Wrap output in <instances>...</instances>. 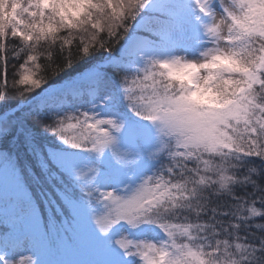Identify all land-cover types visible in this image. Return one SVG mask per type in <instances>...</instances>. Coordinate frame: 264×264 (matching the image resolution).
<instances>
[{"label":"snow or ice","instance_id":"obj_1","mask_svg":"<svg viewBox=\"0 0 264 264\" xmlns=\"http://www.w3.org/2000/svg\"><path fill=\"white\" fill-rule=\"evenodd\" d=\"M8 2L11 15L0 10V82L7 85L9 77L18 70L20 84L35 86L33 65L39 60L48 59L64 70L84 62L83 71L42 99L40 107L47 108L57 100L71 104L101 95L113 83V74L118 79L128 71L139 73L140 61L152 57L153 63L165 68L167 82L160 85L156 80L159 73L145 67L142 79L138 75L131 83L126 79L120 81L124 98L136 102L131 106L139 117L145 118L147 113V118L159 121L161 132L175 136L179 151L169 153L176 162L165 173L170 179L146 177L140 188L128 196L101 192L99 188L93 191L96 169L87 172L77 169L76 176L84 182L86 201L65 192L48 217L37 214L30 201L23 214L0 211V264H128L123 260L125 255H138L142 264H201L203 253L190 245L177 247L173 243L175 252L166 253L167 245L158 247L147 240L134 243L121 238L114 242L123 250L118 251L110 245L108 237L117 225L121 229L139 227L142 213L153 207L163 208L165 203L172 204L180 198L181 193L187 192V182H181L185 175L190 183L203 181L204 177L197 176L199 169L187 168L191 153L186 149L203 146L211 154L225 143L246 139L248 146L244 154L260 158L264 148L260 143L264 138V0H231L230 4L225 0L215 3L196 0L201 13L198 20L213 45L199 51L202 59L198 62L165 51L175 24L165 16L168 0H141L146 10H154V15L137 17L138 31L121 45L119 54L117 48L108 47L99 52L108 55L99 59L92 54L93 46L87 39L77 40L71 34L83 32L85 22L92 23L93 11L100 10L106 0ZM216 9L221 10L220 16ZM43 52H50L51 56L41 55ZM161 87L163 93L159 91ZM3 95L0 91V97ZM77 112L69 109L63 114L54 113V123L47 130L73 149L92 152L98 157L110 149L111 164L104 176L113 183L119 173L112 157L127 163L132 154L122 149L144 150L151 146L149 130L138 121L121 136L125 125L116 115L102 116L94 111L77 115ZM73 120L75 123L69 122ZM70 129L76 134L69 135ZM7 130L0 127V133ZM32 150L41 173L52 179L55 173L51 155L35 144ZM165 151L168 146L161 142L148 155L157 159ZM59 160L65 168L73 167L71 157L60 154ZM201 163L208 169L213 161L201 160ZM176 175L181 180L173 183L171 178ZM96 192L100 193L98 199L104 201L100 211L94 206ZM188 211L192 213L191 208ZM160 227L174 241L177 233L191 237L193 228L202 226L173 223ZM133 246L138 249L136 254L129 251ZM259 251L262 250L253 248L251 254Z\"/></svg>","mask_w":264,"mask_h":264},{"label":"clouds","instance_id":"obj_2","mask_svg":"<svg viewBox=\"0 0 264 264\" xmlns=\"http://www.w3.org/2000/svg\"><path fill=\"white\" fill-rule=\"evenodd\" d=\"M226 4H230L231 0H225ZM194 8L196 0H193ZM8 0H0V10L5 15H11L9 12ZM218 16L221 10L216 9ZM146 9L141 4V0H106L100 10H94L92 23L85 22L83 32L76 31L72 33L74 39L79 40L81 37L88 40L93 46L92 54L101 52L111 47L114 50L124 41L134 28L137 17H140ZM198 15H201L198 9ZM218 22H220L218 20ZM97 26H93V25ZM205 44L201 46L198 53L188 55L187 53H172L176 57H181L193 62L202 59L199 51L203 47H212L209 43L210 37L203 33ZM41 55L50 57V52H43ZM163 59V57L159 58ZM35 76L33 79L37 81L35 86L22 85L19 83L18 70L13 76L9 77L7 85L0 82V91L4 93L0 100L7 98H16L24 101L33 92L41 89L49 80L59 75L64 69L58 64L49 63L48 59L39 60L34 65ZM147 67L149 71L159 73L156 77L160 85L167 82L165 68L153 63L152 57H145L140 61V72L128 71L118 76L119 89L121 90L122 100L130 112L142 126L149 130L151 135V146L144 150L127 148L122 149L131 155L130 161L125 163L112 157L113 163L118 170V177L113 183L104 176V169L99 162L85 163L79 169L87 172L90 168L96 169V179L92 186L93 191L99 188L101 192H116L123 196H128L136 192L145 182L146 177L163 176L167 181L170 179L165 175L171 166H175L170 152H177V141L175 136H169L167 133L161 132L159 121H153L147 118H141L136 114L135 108L131 105L135 101H129L124 98L120 81L127 80L131 83L139 75L142 79L143 69ZM18 68V66H17ZM163 93L164 88L159 89ZM139 93L137 92L136 95ZM118 119L124 123V130L119 134L123 136L124 132L130 127L127 116L124 113L116 114ZM43 127L47 130V126L54 123V119L48 122H42ZM166 143L168 151L162 152L160 157L152 159L148 153L158 143ZM264 144V138L260 141ZM248 141L240 139L235 144L225 143L222 149L215 153H209L203 146L199 148L186 149L191 153L187 158L188 169H199L197 176L204 177L203 181L197 180L195 184L188 182L189 177L184 176L182 183H186L187 192L181 193L180 198L172 202L165 203L163 208L149 209L141 214L140 226L136 228L125 227L121 229L118 225L108 237L112 247L119 249L114 243L116 240L126 238L135 242L150 241L154 242L158 247H164L166 253L175 252L173 243L178 246L190 245L194 250L203 253L200 257L201 264H264V148L261 149V156L257 158L254 155H245ZM90 147V145L88 146ZM106 152L112 156L111 150ZM95 153L89 152V155ZM201 160H211L213 164L210 168L205 169ZM183 171V169L181 170ZM173 183L180 181L179 175L171 178ZM195 188V191L193 189ZM100 193L96 192L93 200L101 204L103 208L104 201L98 199ZM192 197L193 200L188 198ZM192 209V215L188 209ZM164 209H167L165 211ZM256 211L253 212L252 210ZM116 211H119L117 209ZM191 217V219H189ZM145 220H151L152 223H144ZM173 223H192L202 227L193 228L191 237H185L177 233L175 240L167 235L164 228L160 225H169ZM227 242V246H225ZM239 245L240 247H237ZM257 248L262 251L256 252L254 255L252 249ZM130 252L136 254L138 249L133 246ZM247 257V258H245ZM123 260L128 264H142L138 255H125Z\"/></svg>","mask_w":264,"mask_h":264},{"label":"trees","instance_id":"obj_3","mask_svg":"<svg viewBox=\"0 0 264 264\" xmlns=\"http://www.w3.org/2000/svg\"><path fill=\"white\" fill-rule=\"evenodd\" d=\"M147 13L154 15V10H146L142 15ZM174 19L177 18L174 17ZM167 20H169L168 17ZM138 28L139 26L135 28L136 32ZM170 37L169 35L167 41ZM127 40L128 37L117 46V55L119 54L121 45H124ZM95 55L99 59L101 55L107 56L108 53H96ZM85 67L86 64L80 62L73 65L72 68L62 71L59 75L49 80L43 88L33 92L24 101L11 97L0 100V127L8 129L7 132L0 133V150L6 152L9 162L17 168L31 201L35 202L38 211L41 213L40 215L45 217L52 215L53 206L59 204V200L64 196L65 192L71 193L78 199L87 200V197L82 190L83 183L72 178L67 170L54 160L56 150L65 147L74 152L80 149H73L71 146L65 144L54 134L46 130L42 122H48L54 119V113L63 114V111L69 109L79 110L76 113L77 115L83 111H92L93 109L96 110L99 108L105 109L106 104L98 105V103L108 93L114 95L112 102H118L120 112L124 114L128 113L126 105L122 100L118 79L114 74L113 83L101 95L77 100L71 104L57 100L55 104H50L47 108L40 107L43 98L57 89L62 88L64 86L63 84L83 71ZM69 122L75 123L74 120ZM68 134L75 135L76 133L70 129ZM34 144L42 149H46L51 155V167L55 173L52 179H46L45 175L41 173L40 168L37 167L36 158L32 150ZM94 155L96 154L89 157L93 158ZM102 166L104 165L102 164ZM37 176H39V179H37ZM3 191L0 181V197H3Z\"/></svg>","mask_w":264,"mask_h":264},{"label":"rangeland","instance_id":"obj_4","mask_svg":"<svg viewBox=\"0 0 264 264\" xmlns=\"http://www.w3.org/2000/svg\"><path fill=\"white\" fill-rule=\"evenodd\" d=\"M215 2L216 0H213V3ZM168 5L169 8L165 13L167 14L165 16L166 18L168 17L169 20H174L175 24L171 28L169 34L171 37L167 41L165 51L170 53L183 52L187 53L188 55L197 54L198 50L203 44L206 43V41L202 39L203 30L201 27V21L198 20L200 15H198V9L194 8L193 6V0H168ZM147 10L153 9L149 8ZM145 15L149 14L147 13ZM174 17L177 19H174ZM138 26V23L134 25V28L130 32L128 39L132 35L136 34L135 28ZM113 99L114 95L112 93H108L104 96V99L98 103V105L106 104L105 109L99 108L96 110L93 109L92 111L97 112L102 116L108 114L116 115L121 113L118 108V102H112ZM125 115L127 116L130 126L136 123V118L130 112ZM60 154L71 157L73 160V167L71 169L64 167L62 162L59 160ZM89 156V152L87 151L80 149L73 152L64 147L55 151L54 160L61 164L72 178L84 183L81 178L76 176V170L80 169L85 163L97 162L96 155H94L93 158H90ZM7 157L8 156L6 155V152L4 150H0V181L4 190L3 197H0V211H11L17 214H23L28 202L30 201L32 207L35 209L37 214L40 215L41 213L38 211L35 202L31 201L28 191L23 185L19 171L12 163L9 162ZM99 162L104 165L102 166L104 172L109 171L111 157L107 152L102 157H99ZM94 206L98 211L103 210L101 204L99 203H95Z\"/></svg>","mask_w":264,"mask_h":264}]
</instances>
